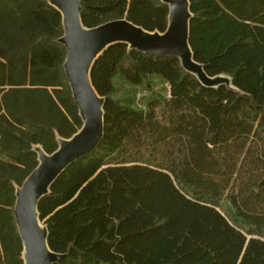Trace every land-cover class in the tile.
Wrapping results in <instances>:
<instances>
[{"label": "trees", "instance_id": "1", "mask_svg": "<svg viewBox=\"0 0 264 264\" xmlns=\"http://www.w3.org/2000/svg\"><path fill=\"white\" fill-rule=\"evenodd\" d=\"M190 44L210 76L203 85L178 56H153L117 42L92 67L105 98L104 135L38 204L53 264H264V0H190ZM93 28L127 17L165 32L161 0H81ZM62 15L47 0H0V264H24L15 223L16 184L83 121L66 84ZM120 74L139 85L156 75L169 99L146 109L112 99ZM161 109L160 114L158 110ZM226 196L235 227L208 200ZM207 200V201H204Z\"/></svg>", "mask_w": 264, "mask_h": 264}, {"label": "water", "instance_id": "2", "mask_svg": "<svg viewBox=\"0 0 264 264\" xmlns=\"http://www.w3.org/2000/svg\"><path fill=\"white\" fill-rule=\"evenodd\" d=\"M62 15L64 34L59 41L66 48L64 71L71 88L72 96L78 106L83 125L69 139L59 137L58 149L48 154L30 173L21 187L16 189L17 199L14 205L15 223L22 238V258L24 264H53L63 255L53 251L49 246L48 225L41 222L38 204L42 198L50 193L52 184L59 178L65 169L94 149L104 135V105L105 98L99 95L96 99L86 83V68L89 66V75L98 57L109 46L123 42L130 48L148 53L153 56H178L182 59L186 70L196 75L204 86L219 87L226 84L234 89L232 79L230 85L212 80L204 66L195 60L190 44L191 1L163 0L169 7L168 28L165 32L149 31L134 24L127 17L114 19L98 27H87L82 22L81 0H47ZM156 33L147 34L143 31ZM187 45L191 47L192 58L199 66L194 65L187 56ZM97 52L98 55L94 56ZM218 76V75H217ZM94 87V86H93ZM95 88V87H94ZM96 89V88H95ZM43 224V229L38 222ZM251 237L249 236L247 241Z\"/></svg>", "mask_w": 264, "mask_h": 264}, {"label": "rangeland", "instance_id": "3", "mask_svg": "<svg viewBox=\"0 0 264 264\" xmlns=\"http://www.w3.org/2000/svg\"><path fill=\"white\" fill-rule=\"evenodd\" d=\"M161 1L163 2V0ZM59 38L55 40V43L57 42L64 46V44H62L59 41ZM178 58H179V65L181 69L187 73H192L185 69L182 59L180 57ZM193 75L197 78L195 74ZM66 84L69 86L67 77H66ZM113 84L115 87V91L111 95L112 99L115 101H119L120 103L124 105H128L130 107L136 108V109H146L147 104L153 98L165 100V99H169L170 97V88H171L170 85L163 78L158 77L156 75L146 76L143 83L139 85H134V84L128 83L120 74H117L116 77L113 79ZM160 112H161V109L158 110V114H160ZM59 137H62V136L59 135L57 137V143H58ZM62 138H65V137H62ZM66 139H69V138H66ZM39 147L42 148V146L39 144L33 145V148L37 153L38 162H39ZM0 157H4V155L1 152H0ZM21 186L22 185L16 184V189ZM204 201H207V200H204ZM208 202L214 205L224 216H226L235 227L244 231L249 236H257V234H254V235L250 234L249 232L251 231L250 229L252 228L244 224L239 217L235 216V210L232 206V203L231 201H229V199L226 196H223V198L217 199V200H208ZM43 224L46 225L44 222Z\"/></svg>", "mask_w": 264, "mask_h": 264}, {"label": "bare ground", "instance_id": "4", "mask_svg": "<svg viewBox=\"0 0 264 264\" xmlns=\"http://www.w3.org/2000/svg\"><path fill=\"white\" fill-rule=\"evenodd\" d=\"M186 2H188V0H186ZM143 32H145V33H147V34H152V35H154V34H156V33H150L149 31H143ZM186 49H187V56H188V58H189V60L192 62V63H194V65H196V66H199L198 65V63L192 58V55H191V47H190V45H187V47H186ZM98 53L99 52H97L94 56H96V55H98ZM89 66H90V63L88 64V66H87V68H86V71H85V73H86V83H87V85H88V88H90V90H91V92H92V94H93V96L97 99H100L99 98V96H98V94H97V92H96V89L92 86V84H91V79H90V73H89ZM196 73V75H199V73L200 72H198V71H196L195 72ZM212 80H215V81H221V82H225V83H227V84H231L230 83V77L229 76H227V75H225V74H219L218 76H216L215 78H213ZM48 154H47V152H46V150L45 149H43V148H41V147H39V159H40V161H42L43 160V158L45 157V156H47ZM38 222V225H39V227L41 228V229H43L44 227H43V224L41 223V222H39V221H37Z\"/></svg>", "mask_w": 264, "mask_h": 264}]
</instances>
